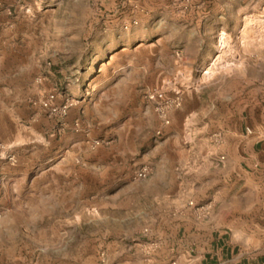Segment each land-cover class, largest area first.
<instances>
[{
    "label": "rangeland",
    "instance_id": "1",
    "mask_svg": "<svg viewBox=\"0 0 264 264\" xmlns=\"http://www.w3.org/2000/svg\"><path fill=\"white\" fill-rule=\"evenodd\" d=\"M117 5L0 0V264H146L147 250L131 240L120 252L117 233L145 242L150 195L176 187L172 163L175 173L186 168L147 94L182 99L203 83H248L252 100L264 101V0L234 3L245 20L219 35L207 66L177 64L156 20L108 26ZM181 134L193 138V126ZM141 164L151 173L134 181Z\"/></svg>",
    "mask_w": 264,
    "mask_h": 264
},
{
    "label": "crops",
    "instance_id": "2",
    "mask_svg": "<svg viewBox=\"0 0 264 264\" xmlns=\"http://www.w3.org/2000/svg\"><path fill=\"white\" fill-rule=\"evenodd\" d=\"M105 1L118 4L108 26L129 30L144 20H156L164 40L177 49L176 63L186 66H207L216 60L219 35L233 33L246 17L242 8L234 9L241 0ZM221 89L203 83L185 92L181 106L168 112L169 124L161 123L166 144L173 146L186 168L175 173L172 163V176L179 180L176 187L150 195L145 215L152 228L145 242L119 229L116 246L121 253L131 240L133 250H147L146 264H264V101L252 100L248 83ZM190 126L195 136L184 138L181 133ZM3 174L8 183L14 177ZM16 174L26 178L24 172ZM0 190H6L5 185ZM9 190L19 191L11 186ZM206 200H212V208L204 217L200 206ZM38 218L35 214L26 220ZM127 220L119 225L132 222ZM133 262L127 258L124 263Z\"/></svg>",
    "mask_w": 264,
    "mask_h": 264
},
{
    "label": "built area",
    "instance_id": "3",
    "mask_svg": "<svg viewBox=\"0 0 264 264\" xmlns=\"http://www.w3.org/2000/svg\"><path fill=\"white\" fill-rule=\"evenodd\" d=\"M146 99L148 102L154 105V111L160 119L161 123L164 125L169 124L168 112L171 109H177L181 106L180 96L173 98H167L160 91H152L147 94ZM250 133V130H247ZM151 166L149 164H143L138 169L133 172L132 178L135 181H141L146 179L151 173ZM191 204V203H190ZM212 205L210 202L200 206V213L202 216L206 217L211 211Z\"/></svg>",
    "mask_w": 264,
    "mask_h": 264
}]
</instances>
